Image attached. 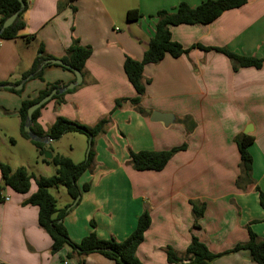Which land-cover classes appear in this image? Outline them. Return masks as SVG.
Returning <instances> with one entry per match:
<instances>
[{"label":"crops","instance_id":"1","mask_svg":"<svg viewBox=\"0 0 264 264\" xmlns=\"http://www.w3.org/2000/svg\"><path fill=\"white\" fill-rule=\"evenodd\" d=\"M203 1L29 0L25 29L17 38L1 40L0 82L24 81L23 74L30 69L40 45L46 54L59 59L74 38L92 48L82 83L72 92L67 90L63 102L50 100L38 118L48 130L59 116L89 126L110 117L105 132L94 139L92 167L78 180L80 187L89 183L90 188L63 219L72 240L80 241L93 229L100 237L123 240L136 228L145 209L150 212L151 224L137 249L144 264H173L167 260L166 247L183 256L193 236L215 254L246 242L248 226L264 239V208L256 190L259 187L264 192V62L260 68L234 69L225 54L199 47H226L264 59V0H248L208 24L172 26V38L189 51L180 57L167 54L160 63L144 67V76L150 79L141 100L144 113L129 100L114 109L117 99L136 95L124 62L128 55L143 58L155 34L154 15L163 9L172 11L181 2L197 6ZM133 9L142 16L129 22L127 12ZM28 36H34L30 43L25 40ZM43 78L26 79L17 89L21 93L0 87V138H10L16 144L31 142L20 133L17 110L22 101L37 97L50 83L60 82L64 87L74 82L76 75L51 64L44 68ZM155 112L173 117L166 125L152 120ZM71 133L47 144L56 143L59 149V142ZM242 133L254 137L248 148L253 172L252 182L240 180L238 184L241 158L235 137ZM184 144L186 148L160 171L136 170L130 163L129 149L160 151ZM51 152L73 160L66 152ZM0 160L8 162L1 155ZM36 190L32 179L27 193L9 187L4 191L0 264H115L100 253L80 256L73 252L69 257V247L52 253V238L38 223V207L24 204ZM192 201L205 203L198 225ZM72 203L70 197L59 208ZM212 264L258 263L242 249L223 254Z\"/></svg>","mask_w":264,"mask_h":264},{"label":"trees","instance_id":"2","mask_svg":"<svg viewBox=\"0 0 264 264\" xmlns=\"http://www.w3.org/2000/svg\"><path fill=\"white\" fill-rule=\"evenodd\" d=\"M247 1L248 0H205L197 6H191L186 2H181L172 11L166 9L159 10L156 15H154L157 18L155 34L149 40L143 58L138 60L129 55L125 58L124 70L128 80L135 89L136 95L129 99H117L114 109L121 107L123 102L129 100L136 106L139 112L144 113L145 109L141 106V100L142 96L145 94L146 84L150 82V79L144 76V67L147 64L160 63L167 54L173 57H180L189 51L188 48H185L172 38V26L181 24H208L218 18L224 11L240 7ZM23 2L24 6L22 7L20 0H0V28L8 17L20 11L14 22L3 30L0 35V41L2 39L17 38L20 32L25 29L26 22L24 20V13L28 9L29 0H23ZM141 16L142 14L137 9H133L127 12L126 17L129 22H132L138 20ZM25 40L27 43H30L34 40V36H28ZM199 47L206 51L216 50L225 54L233 61L234 69L240 67L260 68L264 62V59L243 56L226 47H205L202 45ZM91 54L92 48L90 46L82 45L78 38H74L66 54L61 58L66 65H53L60 66L71 72L79 70L83 74L85 64ZM52 58L54 57L46 54L43 45H40L37 56L32 62L30 69L23 74L22 79L24 80L29 77L44 80V68L52 64L46 61ZM19 83L20 81L0 82V87L14 93H21L22 90L5 86H15ZM55 88L59 90L61 88V83L55 82L48 84L45 89L39 92L37 97L24 99L20 108L17 110V114L20 118L21 135L36 146L40 155H44L47 150L53 151V149L51 144L34 141L29 137L28 133L25 131L27 111L31 105L41 100ZM74 89L75 88L70 89L67 92H72ZM67 92H57L52 99H56L61 103ZM47 103L34 111L31 122L32 131L40 137H49L54 140H59L64 134L70 132L85 134L88 138H92L89 156L81 162H75L68 156L55 153L50 160L44 158V161L53 162L56 166L55 173L53 175H40L38 177L29 172L24 166L13 169L8 163L0 160V202L4 200V191L6 188L9 187L18 193L24 194L29 192L31 181L34 179L37 184V190L24 201V204L38 207V223L52 238V253H57L63 248L69 247L72 252L68 254L69 257L73 256V252L80 256L100 253L104 257L112 260L115 264H144L137 256V249L143 242L145 233L151 224L150 212L147 209L139 216L136 228L133 232L123 240H118L114 237H100L94 229L78 242L70 238L67 228L63 223V219L77 202L59 208L57 198L50 192V188L59 185L64 186L73 201H75L77 197H81L82 192L89 190V183H85L80 187L78 180L92 167L94 162V139L99 134L105 132L110 117H104L94 126H89L80 121L59 116L48 130H44L39 124L38 118L40 117L42 108ZM235 141L241 158V175L239 176L238 184L240 180L252 182L253 158L248 148L253 143L254 137L242 133L235 137ZM185 148L186 145L184 144L169 150L160 151H135L129 149L130 163L136 170L160 171L177 152ZM256 190L259 192L260 204L264 208V192L261 191L259 187H256ZM192 205L193 213L196 218L195 225H198L197 220L203 216L205 203L192 201ZM95 225V221L91 220V226L94 228ZM248 231L249 238L246 242L238 243L232 249L219 254L211 252L204 242L197 236H193L183 256H180L171 246H167V260L169 263L173 264H212L216 258L223 254L244 249L250 252L254 262L264 264V239L260 238L250 226H248ZM80 264H84V262Z\"/></svg>","mask_w":264,"mask_h":264},{"label":"rangeland","instance_id":"3","mask_svg":"<svg viewBox=\"0 0 264 264\" xmlns=\"http://www.w3.org/2000/svg\"><path fill=\"white\" fill-rule=\"evenodd\" d=\"M87 138L85 134L72 132L68 138H64V140L59 142V149H57L56 143L51 144V147L55 152H66V154L72 156L73 161L81 162L89 156V140ZM80 144L83 149L82 147L78 148ZM85 145H87L86 149H84ZM71 148H74L73 151H71ZM0 155L4 160L11 163L10 165L6 162L13 169L24 166L37 177L40 176L41 172L53 175L56 171V166L53 162L44 161V158H46L45 154L40 155L36 146L29 141L20 140L16 144L10 138L6 140L0 138ZM50 192L57 198L58 207L64 206L70 199V195L62 185L50 188Z\"/></svg>","mask_w":264,"mask_h":264},{"label":"water","instance_id":"4","mask_svg":"<svg viewBox=\"0 0 264 264\" xmlns=\"http://www.w3.org/2000/svg\"><path fill=\"white\" fill-rule=\"evenodd\" d=\"M22 7L24 6V2L23 0H20ZM20 11L14 13L13 15H11L10 17H8L2 27L0 28V35L2 34L3 30L7 27H9L14 20L16 19V17L18 16ZM47 63H52V64H59V65H66L62 59L59 58H52L46 61ZM74 73L76 75V79L74 82L61 87L59 90L58 89H53L48 95H46L45 97H43L41 100H39L38 102L34 103L33 105H31L28 108L27 111V120H26V125H25V131L28 133L29 137L34 140V141H41V142H45V143H49L51 141H53L54 139L49 138V137H40L38 135H36L32 129H31V122H32V118H33V113L36 109L40 108L42 105H44L45 103H47L48 101H50L52 99V97L57 93H64L67 90L73 89L74 87H76L77 85L81 84L83 81V75L79 70H74ZM29 77H27L26 79H28ZM22 81L19 85H5L6 87H15V89H21L23 87V83L25 82V80ZM173 115L171 114H164V113H153L152 115V120H160L163 121L166 125H168L170 123L169 118H172ZM246 132V131H245ZM247 133V132H246ZM92 144V138H89V152H90V147ZM89 155V154H88ZM52 152L47 150L45 152V157L47 159H51L52 158ZM80 196L77 197L74 201V203H76L79 200Z\"/></svg>","mask_w":264,"mask_h":264},{"label":"built area","instance_id":"5","mask_svg":"<svg viewBox=\"0 0 264 264\" xmlns=\"http://www.w3.org/2000/svg\"><path fill=\"white\" fill-rule=\"evenodd\" d=\"M0 43H1V41H0ZM6 200H8V198H6ZM64 264H67V261H65Z\"/></svg>","mask_w":264,"mask_h":264}]
</instances>
